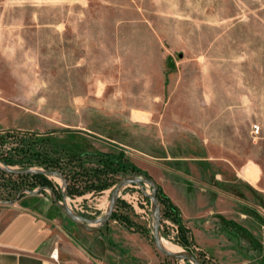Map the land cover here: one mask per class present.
Returning a JSON list of instances; mask_svg holds the SVG:
<instances>
[{
  "label": "rangeland",
  "instance_id": "obj_1",
  "mask_svg": "<svg viewBox=\"0 0 264 264\" xmlns=\"http://www.w3.org/2000/svg\"><path fill=\"white\" fill-rule=\"evenodd\" d=\"M5 128L37 136L81 128L114 143L84 130H57L51 142L0 131V166L30 146L58 158L66 178L49 175L55 193L31 194L33 177L0 170V199L23 190L19 199L79 239L88 263L193 264L156 249L149 183L120 188L101 225H80L52 198L61 201L69 184V209L98 218L117 182L134 175L158 189L160 241L200 264H264V0H0ZM97 152L121 155L122 168L106 170ZM98 183L107 185L89 187ZM209 185L245 200L233 207L243 226L220 215L215 236L192 232L178 203L193 206L195 197L205 209ZM164 197L183 231L163 215L174 214Z\"/></svg>",
  "mask_w": 264,
  "mask_h": 264
},
{
  "label": "crops",
  "instance_id": "obj_2",
  "mask_svg": "<svg viewBox=\"0 0 264 264\" xmlns=\"http://www.w3.org/2000/svg\"><path fill=\"white\" fill-rule=\"evenodd\" d=\"M187 177L197 182L193 177ZM242 179L251 183L244 174ZM203 191V196L208 197L209 201V205L205 203L208 205L205 209L203 202H197L195 197H190L195 203L193 206H187L186 199L178 203L182 216L191 225L194 234L198 229L215 236L213 229L220 215L234 220L237 226L244 225L242 216L237 217L233 207L245 200L215 186L209 185V189ZM25 201L30 200L24 198L12 203L0 201V264H90L78 238L59 225L48 210ZM199 218L203 221L195 225V220ZM53 251L57 252L56 259L50 256Z\"/></svg>",
  "mask_w": 264,
  "mask_h": 264
},
{
  "label": "water",
  "instance_id": "obj_3",
  "mask_svg": "<svg viewBox=\"0 0 264 264\" xmlns=\"http://www.w3.org/2000/svg\"><path fill=\"white\" fill-rule=\"evenodd\" d=\"M8 130H17V129H9V128H5L2 129L0 131H8ZM58 131H81L84 129H75V130H68V129H57ZM57 130H51L52 131H57ZM86 133H88L90 136L92 137H96L99 138L103 141L109 142L111 144H114L112 141L103 138V137H97L94 134H92L91 132L84 130ZM4 171L6 172H10V173H21V174H29V173H43L46 175H54L56 174V171H52V170H42L39 168H25V169H17V168H12L8 165L6 166H0ZM58 176L61 178L62 181H64L63 177L61 175L58 174ZM128 183H136L138 185H142V183H149L152 185V190L151 193H149V197L152 201V204L154 206V221H153V241H154V245L156 247V249L162 253L163 255H166L168 257H172V258H179V259H184V260H188L190 262H192L193 264H200V262L198 261V259L189 254V253H185V252H181V251H169L166 250L162 245H161V241H160V237H159V203L157 201L156 198V185L155 183L148 179V178H144V177H139V176H134V175H128L125 176L124 178H122L121 180H119L117 182V184L114 186L110 197H109V206H108V211L103 214L101 217L98 218H89V217H85L82 214L75 212L73 210H70L69 207L66 204L65 201V196L63 195V198L61 201L57 200L55 197L53 198L54 202L74 221H76L77 223H79L80 225H82L83 223L86 224H91V223H96V224H104L105 222H107V220L111 217V213L113 211V206L114 203L116 201V197L118 194V191L120 188H122L124 185L128 184ZM37 190H29L28 192L30 193H35ZM21 191H19L20 193ZM17 199V198H16ZM14 199V200H16ZM0 201H2L3 203H12L13 200H7L4 201L2 199H0Z\"/></svg>",
  "mask_w": 264,
  "mask_h": 264
},
{
  "label": "trees",
  "instance_id": "obj_4",
  "mask_svg": "<svg viewBox=\"0 0 264 264\" xmlns=\"http://www.w3.org/2000/svg\"><path fill=\"white\" fill-rule=\"evenodd\" d=\"M8 131H13V132H16V133H19L21 135H24V136H29V137H34V135H36V133L34 132H28V131H19V130H8ZM51 135L50 134H47V135H40V136H37L36 137H40L39 139L42 140V141H47V142H51ZM33 141L36 142V140L33 139ZM51 144V143H49ZM54 144V145H53ZM52 146H54V150L56 152H59L61 149L59 148L60 147V144L55 142V143H52L51 144ZM50 145V146H51ZM28 151H31L29 152V156L25 157L23 156L22 158H20L18 156V153L16 155H12V156H5L4 158H2V161L5 165L7 164H11V165H15V164H18L21 166V168H26V167H29V166H32L35 164H41V166L44 168V169H53L54 167L58 166V158H55V159H51L48 157V155L46 154L47 151H42V150H31L30 146H28ZM25 151V150H24ZM85 154V153H80L79 154V159L81 160L82 159V155ZM97 158H99V161H101L103 163V167L106 169V170H110V171H116L117 169H121V155L118 157V159L112 155V154H106V155H103L102 153L100 152H97V153H94ZM85 157H87V154L84 155ZM83 160V159H82ZM98 160V159H97ZM130 166H127L125 164V161H124V165H123V171H126L127 168H129ZM59 168V170H61L60 168L61 167H57ZM0 170L4 171L1 167H0ZM62 171V170H61ZM64 173V172H63ZM19 175V174H18ZM31 177L34 178L35 182H37L38 184L40 185H43V186H47V187H52V184L49 182V180L47 179V176H45L44 174L42 173H32V174H27ZM105 185V183H98V184H89V187L93 188L94 190H98V189H102ZM70 187L67 188V192L69 194H73L72 190H69ZM156 191H158L157 187H156ZM166 203L168 204V209L169 211H173L174 214L172 213H168L166 212L165 210L163 211V215L164 216H171L174 218L175 221H177L179 223V226H180V231H183V227L182 225L180 224V218L178 216V213L176 211V208L171 205L167 199L164 197L163 198Z\"/></svg>",
  "mask_w": 264,
  "mask_h": 264
},
{
  "label": "flooded vegetation",
  "instance_id": "obj_5",
  "mask_svg": "<svg viewBox=\"0 0 264 264\" xmlns=\"http://www.w3.org/2000/svg\"><path fill=\"white\" fill-rule=\"evenodd\" d=\"M19 131H26V130H19ZM28 132H31V131H29V130H27ZM53 132H56V131H52L51 132V130L49 131V132H47V133H53ZM26 168H36V167H26ZM17 169H25V168H17ZM39 169H42V170H52V171H56V174H54V175H57L58 176V174L59 175H61L62 177H63V179L64 180H66V178H65V174L61 171V170H59V169H56V168H53V169H44V168H39ZM16 174H21V173H16ZM29 174H32V173H29ZM43 174V173H42ZM45 176H49V175H46V174H44ZM59 177V176H58ZM60 178V177H59ZM69 187V184H66V187H65V190H64V192L62 193V196H61V200H62V198H63V195H64V193L67 191V188ZM44 188H47V186H43V185H38V187L36 188V189H29V190H37L35 193H39L40 192V190H43ZM49 189H50V192L51 193H55L54 192V189L52 188V187H48ZM28 190V191H29ZM19 191H21L20 193H19ZM18 191V193H17V195H16V197L14 198V199H16V200H19V198H20V194L23 192V190H19ZM30 193V192H29ZM31 194H34V193H31ZM55 196H53L52 198H54ZM56 198V197H55ZM13 199V202L14 201H16V200H14ZM57 199V198H56ZM3 200V199H2ZM4 201H6V200H4ZM54 201V200H53ZM83 215V214H82ZM84 216V215H83ZM85 217H87V216H85ZM89 218H91V217H89Z\"/></svg>",
  "mask_w": 264,
  "mask_h": 264
},
{
  "label": "bare ground",
  "instance_id": "obj_6",
  "mask_svg": "<svg viewBox=\"0 0 264 264\" xmlns=\"http://www.w3.org/2000/svg\"><path fill=\"white\" fill-rule=\"evenodd\" d=\"M161 245L169 251H178L177 249H175L173 246H171L170 244L166 243L165 241H161Z\"/></svg>",
  "mask_w": 264,
  "mask_h": 264
},
{
  "label": "built area",
  "instance_id": "obj_7",
  "mask_svg": "<svg viewBox=\"0 0 264 264\" xmlns=\"http://www.w3.org/2000/svg\"><path fill=\"white\" fill-rule=\"evenodd\" d=\"M52 258L56 259L57 257V252L56 251H53L50 255Z\"/></svg>",
  "mask_w": 264,
  "mask_h": 264
}]
</instances>
